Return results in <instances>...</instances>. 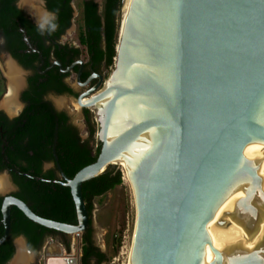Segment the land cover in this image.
Masks as SVG:
<instances>
[{
	"label": "water",
	"instance_id": "95a60500",
	"mask_svg": "<svg viewBox=\"0 0 264 264\" xmlns=\"http://www.w3.org/2000/svg\"><path fill=\"white\" fill-rule=\"evenodd\" d=\"M121 25L110 75L77 98L96 112L99 153L71 178L60 169L77 223L2 195L0 244L11 205L82 234L90 214L81 183L122 162L136 210L129 264H264V0H131ZM240 207L247 236L215 251L208 221L215 213L218 228L234 229ZM16 237L6 264H35L25 235ZM72 245L43 248V264H78Z\"/></svg>",
	"mask_w": 264,
	"mask_h": 264
},
{
	"label": "trees",
	"instance_id": "16d2710c",
	"mask_svg": "<svg viewBox=\"0 0 264 264\" xmlns=\"http://www.w3.org/2000/svg\"><path fill=\"white\" fill-rule=\"evenodd\" d=\"M70 0H46V7L55 14V19L51 23H55L56 28L53 31H63L71 21L72 9L69 5ZM121 0H103L102 10L99 11L96 0L82 1V24L78 33V41L85 49L89 62L96 67L102 63L106 67H110L115 56V44L117 34V13L119 11ZM22 28L27 35L34 36L38 28L30 22V19L24 14L22 9L16 6V0H0V31L5 33L15 32ZM50 26L47 28L49 29ZM38 38V37H37ZM37 48L41 51L42 56L47 58L50 55L49 48H45L41 43H37ZM10 52L25 66L33 67V60L38 61L37 53H20L16 48L11 47ZM56 56L57 52H55ZM64 64L65 61L60 59ZM36 79V78H35ZM52 87L57 92L70 91L60 81H56ZM45 89H47L45 87ZM26 96V97H25ZM27 98V93L23 94ZM28 100V99H27ZM29 104L23 113L14 118L15 121L21 122L22 118L26 119L25 128L29 133L27 148L30 152H23V157L27 160V165L19 166L20 171L24 172L18 182L21 183L26 194H16L24 200L29 207L38 215L66 222L77 223V216L70 189L62 186V196H67V203L64 201L61 205L54 200L55 194H43L44 190L51 188V185L45 181L46 188L42 187L43 181L41 177H50V172H42L40 163L44 160H53L51 145H55V154L59 166L63 173L71 178L84 165L93 162L100 149V143L92 144L91 140L95 133V126L90 122L89 116L87 121V134L85 140H81L75 128L66 123L65 115L57 113L55 117L48 110V106L42 103L38 98L28 100ZM31 112V113H29ZM6 126H4L5 128ZM56 138L54 141V134ZM48 144L50 147L41 148L40 145ZM10 160L13 158L8 151ZM30 153V154H29ZM119 166L113 168L107 167L101 174L86 179L81 183V192L85 201L86 208L91 213L93 204L92 199L101 195L109 189L114 188L122 182V172ZM36 177L40 179H36ZM56 185V184H54ZM60 187V186H58ZM0 196V208L2 202ZM47 198L52 203L51 210L45 208L42 199ZM33 201V203L30 202ZM66 203V205H64ZM63 207L67 208L66 212H56L55 209ZM91 218H89V226L81 234V264H99L106 259V254L98 247L94 246L91 239ZM3 233V224L1 221L0 209V236ZM20 234L25 235L30 249L37 250L41 247L47 236H64L63 232L47 228L29 219L18 207L11 205L10 207V233L9 237L0 244V264H6L7 260L14 252L12 239ZM65 244V241H63ZM94 259V262H92Z\"/></svg>",
	"mask_w": 264,
	"mask_h": 264
},
{
	"label": "flooded vegetation",
	"instance_id": "af4514ba",
	"mask_svg": "<svg viewBox=\"0 0 264 264\" xmlns=\"http://www.w3.org/2000/svg\"><path fill=\"white\" fill-rule=\"evenodd\" d=\"M43 2H44L43 6L45 8V11L47 13H53L52 11L47 9L46 0H43ZM69 5L72 9V13H71V21H72L73 8L71 6V0L69 1ZM16 6L19 7L17 4V0H16ZM23 12L30 19V22L38 28V31L34 34L35 37L32 36L31 39L30 38L31 35H27L26 32L24 34L21 30L22 28H20V30L18 31L10 32V33H5L0 31V49H3L7 55H10L12 59L15 60L19 68L24 71L23 76H21L22 79L21 84L16 88L17 105L12 106L11 113L12 111L13 113L9 115L7 112H5L4 109H0V171L7 172L8 174L7 179L13 188L10 192L7 193L0 192V196H2V194L3 195L12 194L18 197L16 194H26L25 190L23 189V186L21 185V183L18 182V179H20L22 174L24 173L20 171L19 166L27 165V160L26 158L23 157V152L27 150L28 152H30V150L27 148L29 133L28 130H26V128L24 127L26 123V119L22 118L21 122H19V121H15L14 118L20 116L23 113V111L29 104L28 100L33 98H38L42 103L48 106V110L55 117V120L57 113L64 114L66 118V123L71 125L73 128H75L81 140H85L88 137V134L86 137H83L81 135L78 126L75 125L74 122L71 120L69 112L63 106L57 107L53 101V97L65 95L67 97H72L75 100V102H77V98L81 94H86L89 90H91L96 84H98L100 79L102 82L99 84V88L102 87L105 81L102 68L107 70L110 69L111 66L113 65L112 63L110 67H106L105 64L102 63L100 66L96 67L95 65H93V63L89 62L88 55L85 49L80 45L78 41V35H77V43L69 42L62 39L63 34L70 27L71 21L70 24L63 31L56 32L51 30L50 28L47 29L50 23L52 22V20L49 21V24H45L44 28L41 29L39 26L40 23L36 22L25 11ZM37 43H41L45 48H49L50 55L47 56V58L42 56L41 51L36 46ZM11 47L16 48V50L21 54L37 53L38 61L33 60V65H34L33 67H28L21 64L19 60L15 58L10 52L9 49ZM55 52H57V55L60 56L59 57L56 56ZM60 59H63L65 63L63 64L60 61ZM56 81H60L63 85L67 86L70 89V91H63L61 93L57 92V89L51 86L52 84L55 85ZM45 87L47 89H45ZM24 93H27V98H25L26 96L23 97ZM87 96L89 97V94H87ZM79 107H80L81 121L83 123L84 128L85 129L87 128V121H88L87 116H89L91 123L94 124V121L96 122L97 131H98L99 123L95 117L93 118L91 117V113H90L91 111H94V109L93 108L91 109L90 106H86V105ZM4 126L6 127L4 128ZM98 143H100L101 145L99 139L96 140L95 144ZM53 144L51 145L53 160H44L40 163L41 171L50 172L51 176L47 178L41 177V180L43 181L42 184L43 188H46L47 186L45 184V181H47L48 184L50 183L53 184L51 185L50 189L44 190L43 194H55L54 200L61 205L64 201L66 203L68 201L67 196L64 197L62 196V194H64L62 190V186H67V187L69 186L63 184L65 180L64 177L61 175L60 172L61 168L59 166L56 154H55L56 158L54 157L53 151L55 152V145L53 150ZM40 147L47 148L50 146L48 144H43L40 145ZM8 151L11 153L10 156L13 158V160H10L8 153L6 154V152ZM36 179H40V178L38 177ZM42 200L47 201L48 199L44 198ZM50 200L45 203L43 202V204L45 208L51 210L52 203H54L55 201L51 203ZM30 202L33 203L32 200H30ZM66 203L64 205H66ZM55 211L62 213V212H66L67 208L59 207L55 209ZM50 237L56 239V237L54 236H50Z\"/></svg>",
	"mask_w": 264,
	"mask_h": 264
},
{
	"label": "rangeland",
	"instance_id": "374dc122",
	"mask_svg": "<svg viewBox=\"0 0 264 264\" xmlns=\"http://www.w3.org/2000/svg\"><path fill=\"white\" fill-rule=\"evenodd\" d=\"M82 1L83 0H71V6L73 8V17L70 27L63 34L62 39L77 43V35L79 33L80 26L82 24ZM102 1L96 0L98 3L99 11L102 10ZM125 0L121 1L119 6V11L117 13V34L120 30V22L122 17V6ZM19 7L25 11L29 16H31L36 22L43 23L45 15L47 12L41 2V0H17ZM35 7V8H34ZM122 7V8H121ZM117 41V36H116ZM9 56L3 49H0V109H4L2 106L3 101L9 94V84L10 78L7 76L6 63L9 60ZM11 60V59H10ZM12 61V60H11ZM114 62V61H113ZM18 67V66H17ZM113 65L110 69L105 70L102 68L104 74V80L110 75ZM21 76H23L24 71L20 69ZM9 79V81H8ZM17 98V90H16ZM61 101L58 103V99ZM53 101L57 107L63 106L70 114L71 120L75 125L78 126L79 131L83 137L87 136L86 129L81 121L80 107L75 102L72 97H67L65 95L54 96ZM92 109V108H91ZM9 115L13 113L8 112ZM91 117H95V110L91 111ZM95 133L91 140L92 144H95L97 137V125L94 121ZM120 164V163H119ZM122 169V182L116 185L114 188L107 190L101 195L95 196L92 199V210L90 213L91 218V239L94 246L98 247L102 252L106 254V259L99 264H128L129 254L132 244V234L135 221V200L134 191L128 176L124 175V167L122 164L119 165ZM5 178L6 183L2 184L0 182V192L7 193L13 188L8 181V174L5 171H0V178ZM3 195V194H2ZM243 207L239 208V213L243 211ZM243 214V213H242ZM242 216V215H241ZM241 220V219H240ZM18 236L16 237V239ZM56 240L62 243V251L64 253L68 252L67 246L73 244L72 248L73 255L78 259V264H80L82 249H81V234H64V236L56 237ZM45 241V240H44ZM65 241V244L63 243ZM46 242H43L41 247L35 251L32 256V261L35 264H43L42 261V249H45ZM46 250V249H45ZM25 258L27 254L22 251ZM17 255V256H18ZM17 259V258H16ZM94 262V259H92Z\"/></svg>",
	"mask_w": 264,
	"mask_h": 264
},
{
	"label": "bare ground",
	"instance_id": "6f19581e",
	"mask_svg": "<svg viewBox=\"0 0 264 264\" xmlns=\"http://www.w3.org/2000/svg\"><path fill=\"white\" fill-rule=\"evenodd\" d=\"M130 1L131 0H125L124 4L122 6L123 8L121 7L122 8V17H121L122 24H123L124 16L127 13ZM121 22H120V25H121ZM121 28H122V25H121ZM121 28H120V30H121ZM6 69L8 71L7 76L10 78L11 82L9 84V94L7 95L5 100L3 101L2 106L8 112H11L12 106L17 105L16 104V88L21 84L22 79H21L20 71L18 70V68L16 67V65L12 61H10V60L7 61ZM8 81H9V79H8ZM60 101H61V98L58 99V103ZM82 102L84 103V102H86V100L82 99ZM258 145L264 147V140H259ZM120 164H122V166L124 167V175L128 176L124 164L122 162H120ZM0 182L2 184H5L6 183L5 178H3V177L0 178ZM242 213H243V211H242ZM242 213H239V208H238L236 211H234L231 214V216H230L231 218L237 219L236 228H234V229L218 228L217 225L215 224V213H214V216L210 219V221H208V223L206 225V232H207L208 239H209L208 245H211L214 248V250L217 251V250H220L221 248H223L225 246L238 243L240 240L245 238L247 236V229H246L244 223L242 222V218H243ZM73 235H75V234H73ZM74 242H75V240H74ZM72 248L74 249V247H72ZM24 259H26V258H25L23 253H20L17 256L18 261H21ZM129 263H130V259L128 260V264Z\"/></svg>",
	"mask_w": 264,
	"mask_h": 264
},
{
	"label": "crops",
	"instance_id": "0c3cea01",
	"mask_svg": "<svg viewBox=\"0 0 264 264\" xmlns=\"http://www.w3.org/2000/svg\"><path fill=\"white\" fill-rule=\"evenodd\" d=\"M51 237L48 236L46 237L43 241V242H46V246H45V249L49 252H53V253H57V252H60L61 251V247L63 246L62 243H60L59 241H57L56 239L54 241H52L50 239ZM72 247H74V244L72 245ZM72 247H71V250H72Z\"/></svg>",
	"mask_w": 264,
	"mask_h": 264
},
{
	"label": "clouds",
	"instance_id": "9594fccd",
	"mask_svg": "<svg viewBox=\"0 0 264 264\" xmlns=\"http://www.w3.org/2000/svg\"><path fill=\"white\" fill-rule=\"evenodd\" d=\"M54 19H55V14H54V13H47V14L45 15V18H44L43 23H41V24L39 25L40 28L43 29L44 26H45V24H49V21H50V20H54ZM49 26H50V29H51V30H55V28H56L55 23H50Z\"/></svg>",
	"mask_w": 264,
	"mask_h": 264
}]
</instances>
